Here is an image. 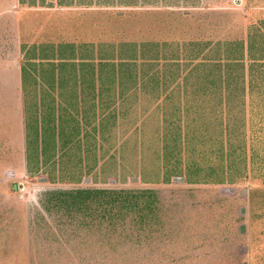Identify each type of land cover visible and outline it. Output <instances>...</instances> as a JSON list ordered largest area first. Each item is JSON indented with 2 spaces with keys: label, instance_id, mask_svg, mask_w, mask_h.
I'll list each match as a JSON object with an SVG mask.
<instances>
[{
  "label": "rangeland",
  "instance_id": "rangeland-1",
  "mask_svg": "<svg viewBox=\"0 0 264 264\" xmlns=\"http://www.w3.org/2000/svg\"><path fill=\"white\" fill-rule=\"evenodd\" d=\"M48 1L52 8L1 3L0 11L7 10L4 15H22L23 46L54 45L60 50V45L89 44L97 51L122 43L243 41L246 161L243 156L231 166L229 158L222 160L213 140L201 144L194 137L186 146L185 139L179 143L167 136L163 142L165 119L176 135L174 122L183 130L187 123L196 129L193 120L178 117L176 110L179 102L184 106L196 99L193 91L198 85L186 79L191 56L169 47L157 58V70L166 69L170 76L169 92L126 94L117 123L109 114L96 132L83 126L81 135L89 137H83L81 145L66 149V144H59L55 149L50 123L44 157L32 156L24 171L17 149L0 144V264H264V101L257 89L250 96L248 76L250 31L258 35L259 43L264 37V0ZM10 24L9 19L0 21V43L6 39L5 48L14 43L7 29ZM23 46L24 70L33 73L50 63L33 60L30 48L24 52ZM256 47L260 48L258 43ZM254 55L261 56L258 50ZM179 62L185 79L173 81ZM170 64L174 67H165ZM28 83L27 112L33 117L35 103L40 104L47 88L40 81ZM254 84L264 87V80L256 78ZM48 93L46 103L53 99L59 103L58 91ZM77 98L91 99L85 93ZM198 114L195 111L193 117L199 118ZM213 117L208 110L205 123ZM241 139L232 138L237 150ZM36 147L41 145L33 144L32 151ZM77 190L153 194L141 200L140 208L99 207L105 205L100 202L89 210L65 203L60 196Z\"/></svg>",
  "mask_w": 264,
  "mask_h": 264
},
{
  "label": "trees",
  "instance_id": "trees-1",
  "mask_svg": "<svg viewBox=\"0 0 264 264\" xmlns=\"http://www.w3.org/2000/svg\"><path fill=\"white\" fill-rule=\"evenodd\" d=\"M18 2L21 7L52 8L51 1L48 0H19ZM257 37L258 35H253V32L250 31L248 51L252 65L248 74L249 93L251 96L257 89L258 92L260 91L258 96L264 101V87L254 84L256 78L264 80V37L260 36L262 38L260 43ZM257 43L260 48L256 47ZM58 47L60 50H56L54 45L23 46L24 52L30 48L28 52L33 60L50 62L41 65L39 70H35L33 73L22 67L26 100L27 167L31 166L32 156L35 155L37 160L44 157L46 145H48L46 133L50 123L53 147L66 144V149H68L74 143L81 145L82 141L80 140L83 137H89L88 134L81 135L83 126L92 128L96 132L98 128H103L109 117L116 124L121 117L120 104L128 100L122 99L126 94L135 91L158 96L161 93H168V71L166 69H162V72L157 70V68L160 69V60L157 58L162 50L169 47L176 48L177 52L182 50L191 56L192 69L186 79L195 80L198 85L193 91V96L196 99L187 101L184 106L179 102L177 109L174 108L179 112L178 117L181 115L185 116V119L193 120L196 123V129L192 130L190 124L186 122L187 125L183 130V125L176 126L174 122L173 126L175 130L177 129L176 135L174 131H170L171 129L168 130L170 125L165 119L163 142L167 136V140L173 137L174 141L179 143L185 139L182 145L186 144V146H190V142H194V137H198L201 144L205 139L209 142L213 140L217 144V151H219L222 160L229 158L232 161L231 166L239 164L237 161H242L243 156V162L246 161L245 106L248 89L246 87V46L243 41L214 44L192 42L184 45L179 43L164 45L160 43H122L117 46L101 47L97 51H94V46L89 44L80 47L73 44ZM257 50L261 55L259 58L254 55ZM185 56L187 57L186 54ZM56 62H59L58 65L55 64ZM152 62H156V64ZM257 63L260 65H256ZM165 67L171 68L174 65H165ZM175 67L178 69L174 70L173 81L184 80L181 63H176ZM31 80L35 84L40 81L47 88L40 104L35 103L36 111L33 117L27 112V84ZM195 82L192 84L195 85ZM55 91L59 93L57 96L59 103L55 99L46 103L45 97L50 96L48 92ZM83 93L91 99L83 98V103H78L77 97ZM111 93L114 96V101L110 100ZM104 97L109 98L104 99ZM68 99L69 101L75 100L69 102ZM162 108L166 112L165 104ZM208 110H211L214 117L213 120L209 118L208 124H206ZM112 111L113 113H111ZM195 111L199 113L197 116L199 118L193 117ZM97 114H102L100 119H97ZM109 114L112 115L109 116ZM212 128L213 131H210ZM184 131L185 134H183ZM196 134L197 136H195ZM240 136L242 139L237 146H240L241 150H237L232 138H240ZM32 139H34L33 143ZM76 140L78 141L76 142ZM35 143L41 147H36L33 149L35 151H32L31 147ZM185 151L188 152V149ZM220 182L217 184H222ZM148 194L152 195L153 192L77 190L64 192L60 196L63 197L65 203L72 206H84L90 210L93 207H98L95 205L100 202H105V205L101 203L99 207L106 206V204L113 207L118 204L123 209L140 208L141 200Z\"/></svg>",
  "mask_w": 264,
  "mask_h": 264
},
{
  "label": "crops",
  "instance_id": "crops-1",
  "mask_svg": "<svg viewBox=\"0 0 264 264\" xmlns=\"http://www.w3.org/2000/svg\"><path fill=\"white\" fill-rule=\"evenodd\" d=\"M18 1L10 0V3L13 2L15 7L20 6ZM1 3L5 5L8 0H0V5ZM6 11H0V21L10 20L11 24L7 29L12 31L14 43L8 48L3 46L6 39L0 43V144H11L13 149H17L20 154L18 164H21V169L25 171L27 167L26 100L22 73L23 43H20L22 15L11 17L4 15ZM9 31L7 30V33L11 34ZM77 102L83 103V99L80 98Z\"/></svg>",
  "mask_w": 264,
  "mask_h": 264
},
{
  "label": "water",
  "instance_id": "water-1",
  "mask_svg": "<svg viewBox=\"0 0 264 264\" xmlns=\"http://www.w3.org/2000/svg\"><path fill=\"white\" fill-rule=\"evenodd\" d=\"M181 182H184V180H181ZM224 193H227V192H234V190H223ZM244 229V227L242 228ZM243 231V230H242Z\"/></svg>",
  "mask_w": 264,
  "mask_h": 264
}]
</instances>
